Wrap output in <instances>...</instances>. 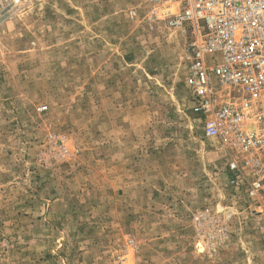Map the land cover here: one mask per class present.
Instances as JSON below:
<instances>
[{"label": "rangeland", "instance_id": "rangeland-1", "mask_svg": "<svg viewBox=\"0 0 264 264\" xmlns=\"http://www.w3.org/2000/svg\"><path fill=\"white\" fill-rule=\"evenodd\" d=\"M145 10L1 14L0 264H264V155L228 171L191 111L183 32Z\"/></svg>", "mask_w": 264, "mask_h": 264}, {"label": "built area", "instance_id": "built-area-1", "mask_svg": "<svg viewBox=\"0 0 264 264\" xmlns=\"http://www.w3.org/2000/svg\"><path fill=\"white\" fill-rule=\"evenodd\" d=\"M20 6L0 0V16ZM145 19L183 32L191 111L220 144L228 171L235 178L257 171L264 155V0H146Z\"/></svg>", "mask_w": 264, "mask_h": 264}]
</instances>
